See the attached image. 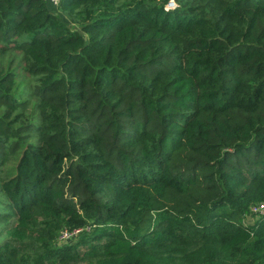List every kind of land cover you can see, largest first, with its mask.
Here are the masks:
<instances>
[{
    "label": "trees",
    "instance_id": "trees-1",
    "mask_svg": "<svg viewBox=\"0 0 264 264\" xmlns=\"http://www.w3.org/2000/svg\"><path fill=\"white\" fill-rule=\"evenodd\" d=\"M58 9L75 25L45 0H0V52L35 81L26 101L0 71V251L264 264V211L245 222L264 205V0Z\"/></svg>",
    "mask_w": 264,
    "mask_h": 264
},
{
    "label": "rangeland",
    "instance_id": "rangeland-1",
    "mask_svg": "<svg viewBox=\"0 0 264 264\" xmlns=\"http://www.w3.org/2000/svg\"><path fill=\"white\" fill-rule=\"evenodd\" d=\"M172 3V2H171ZM173 5V4H171ZM50 11L56 14L57 16L61 17L66 23H68L71 26H74L75 24L71 21L70 18L62 14L59 9L55 8H50ZM0 71H11L16 77V82H17V96L19 98H24V100L30 101L32 89L34 88L35 81L34 79L30 76L26 69V65L22 60V57L19 53L16 52H6V53H1L0 52ZM32 109L27 113V117L30 118L31 115L34 113L32 112ZM8 169H4L3 171H7ZM259 210L255 213H253V216H247L245 218V222L247 224H251L255 219H257ZM4 236L0 237V244L1 241L3 240ZM66 240H59L58 244L60 246L65 245L68 243ZM27 250L25 248H19L18 250L15 251L12 247L9 249H4L0 251V262L2 261L3 258H6L5 264H27L24 261V257L26 255Z\"/></svg>",
    "mask_w": 264,
    "mask_h": 264
},
{
    "label": "built area",
    "instance_id": "built-area-1",
    "mask_svg": "<svg viewBox=\"0 0 264 264\" xmlns=\"http://www.w3.org/2000/svg\"><path fill=\"white\" fill-rule=\"evenodd\" d=\"M47 5L51 8H55L57 9L62 3L64 0H45ZM259 210V213H263L264 211V205H261V206H257V207H254L252 209V212L255 213ZM78 233V231L74 232V233H69L67 231L63 232L61 237H60V240H66L68 241L69 239L73 238L76 234Z\"/></svg>",
    "mask_w": 264,
    "mask_h": 264
}]
</instances>
